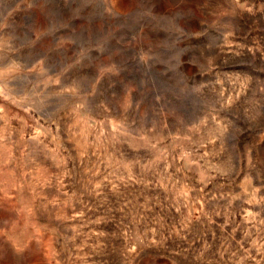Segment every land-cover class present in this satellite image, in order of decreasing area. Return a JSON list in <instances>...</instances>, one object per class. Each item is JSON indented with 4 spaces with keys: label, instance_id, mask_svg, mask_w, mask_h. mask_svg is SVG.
<instances>
[{
    "label": "rangeland",
    "instance_id": "obj_1",
    "mask_svg": "<svg viewBox=\"0 0 264 264\" xmlns=\"http://www.w3.org/2000/svg\"><path fill=\"white\" fill-rule=\"evenodd\" d=\"M0 264H264V0H0Z\"/></svg>",
    "mask_w": 264,
    "mask_h": 264
}]
</instances>
